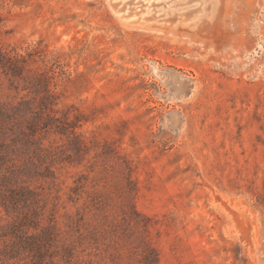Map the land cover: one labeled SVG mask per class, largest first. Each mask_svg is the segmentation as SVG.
<instances>
[{
	"label": "rangeland",
	"instance_id": "rangeland-1",
	"mask_svg": "<svg viewBox=\"0 0 264 264\" xmlns=\"http://www.w3.org/2000/svg\"><path fill=\"white\" fill-rule=\"evenodd\" d=\"M0 52V264H264V0H0Z\"/></svg>",
	"mask_w": 264,
	"mask_h": 264
},
{
	"label": "trees",
	"instance_id": "trees-1",
	"mask_svg": "<svg viewBox=\"0 0 264 264\" xmlns=\"http://www.w3.org/2000/svg\"><path fill=\"white\" fill-rule=\"evenodd\" d=\"M0 59H1L0 60V64L3 66L5 72H8V70L12 66V59L13 58L10 57L9 54H7L6 52H0ZM50 97H52V94H50L49 92H47V94L40 101V109L43 108L47 112L52 113L53 112V109L51 107V100H49ZM24 104L26 106H28V102H25ZM26 109H28V108H26ZM47 116H50V114H47ZM37 117L38 116L36 114L33 115L32 118L30 119V121L28 122V128L30 130H32V128L38 127V125H39L38 123L39 122L37 121ZM47 120H50V118H47Z\"/></svg>",
	"mask_w": 264,
	"mask_h": 264
}]
</instances>
